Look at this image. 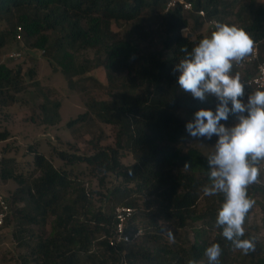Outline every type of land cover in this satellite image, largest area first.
Segmentation results:
<instances>
[{
	"label": "trees",
	"instance_id": "trees-1",
	"mask_svg": "<svg viewBox=\"0 0 264 264\" xmlns=\"http://www.w3.org/2000/svg\"><path fill=\"white\" fill-rule=\"evenodd\" d=\"M166 1L0 0V23L6 27L0 30V48L8 40L15 44L31 40L30 46L58 66L69 86L74 77L102 67L112 92L110 99L93 101L87 107L100 122L117 130L113 148L98 147L86 155L55 151L60 161L88 167L99 186L108 178L109 185L101 194L102 204L88 220L80 218L82 211L91 207L85 189L42 154L32 152V165L38 175L27 185L12 170L0 169L2 181L13 179L19 185L7 200L8 212L0 228L8 225L10 218L15 221L11 234L14 242L29 247L20 264H188L190 260L208 264L204 253L213 243L220 244L223 250L221 264L235 262L230 256L231 242L222 237V229L215 225L223 196L208 197L202 191L210 185L208 155L185 144L184 119L194 118L200 109L214 111L218 101L210 96L201 102L183 92L177 84L179 73L173 69L184 56L180 48L191 51L203 39H191L190 34L182 36L180 30L187 28L189 22L198 29L209 19L248 32L258 42V61L264 64L260 57V51H264V4L255 7L254 0H185L192 10L183 11L179 5L165 9ZM200 10L203 18L197 15ZM228 16L234 20L225 21ZM118 22L131 23L121 38L111 31V24ZM17 28L20 41L15 40ZM154 42L159 46L155 47ZM84 51L92 52L99 61L95 60L94 65L88 60L80 61L78 53ZM19 73V69L0 64V106L15 102V96L22 91ZM255 91L245 88V95ZM58 106L57 102L40 105L44 126L59 122ZM179 112L183 117H179ZM86 115L68 121L66 127L84 121ZM233 119L230 115L228 121L221 122L226 125ZM8 136L6 130H0V141ZM121 150L130 156L127 165L121 163ZM248 192L252 199L260 197L264 221L261 176ZM140 196L149 200L143 203L145 210L134 213ZM200 199L204 205L198 207ZM104 202L109 203L107 213L103 211ZM116 206L133 209L125 233L140 228V243L108 245ZM47 215L52 217L51 236L37 238L32 247L28 246L26 225H43ZM247 221L248 216L242 238L256 242ZM159 222L171 226L172 233L178 232L177 237H161ZM251 229L258 231L255 226ZM243 261L264 264L259 243L256 242L254 253L243 254Z\"/></svg>",
	"mask_w": 264,
	"mask_h": 264
},
{
	"label": "rangeland",
	"instance_id": "rangeland-1",
	"mask_svg": "<svg viewBox=\"0 0 264 264\" xmlns=\"http://www.w3.org/2000/svg\"><path fill=\"white\" fill-rule=\"evenodd\" d=\"M264 4V0H254V6ZM225 21H233L232 16H228ZM131 23H112L111 31L117 38L125 36ZM6 27L0 23V30ZM211 31L204 23L200 28L196 29L189 22L187 28L180 30L182 36L190 34V38L194 39L198 36L205 38L209 36ZM28 43H14L11 40L0 48V64L11 70L19 69L20 79L22 82V91L15 96V102L7 106H0V130H6L9 136L6 140L0 141V169L6 167L13 171L14 175H20L23 184H28L37 177L38 172L33 168V153L42 154L51 164L57 168L65 169L70 179H73L80 187H83L90 197L91 207L84 209L81 213V220H88L91 212L96 211L102 204L101 194L109 185L106 180L103 186H99L96 177L89 172V168L83 164H68L60 161L55 156V151H63L65 153H75L78 155H86L95 148H113L115 142L116 128L110 124L100 122L92 113H90L87 104L93 101H108L112 93L109 84L105 78L102 67L90 69L87 73L76 76L71 80L70 86L67 79L61 74L58 66L45 57L42 51L36 50ZM155 47L159 46L158 42H154ZM11 52L18 53L15 59L8 58ZM261 59H264V51H260ZM78 59L88 60L90 65L95 64V60L99 59L92 52L84 51L78 53ZM30 71V74H27ZM250 95V94H249ZM212 97V96H211ZM215 98V97H213ZM245 101L247 95L244 97ZM45 102H57L59 122L52 126L46 127L42 124L39 107ZM88 113L84 117V121L74 123L70 127H66L68 121L75 119L77 116ZM179 117H183V113L179 112ZM193 120L184 119V127L186 123ZM236 122L235 119L230 120L225 126L231 127ZM222 123V122H221ZM225 124V123H223ZM53 139V141H51ZM218 137L213 136L211 140H194L186 134L185 144L197 147L202 153L210 155L215 151L214 145ZM121 163L127 165L131 162L130 156L126 151L120 152ZM264 165V163H262ZM111 183H114L111 180ZM19 185L13 179L5 182L0 179V194L5 198L11 197L17 190ZM256 201L255 207L248 215L247 226L249 232L255 233L256 242L260 245V254L264 255V221L261 220V203L259 196L253 198ZM149 198L140 196L138 198V210L134 213L145 210L144 204ZM103 211L108 212L109 203L103 204ZM204 205L202 199L197 206ZM152 208V207H151ZM146 212V211H145ZM9 224L0 228V264H20V260L27 255L29 247L18 246L12 238L13 223L12 218ZM163 231L159 235L165 239H169L167 234L172 233L173 228L167 224L159 222ZM52 217L47 215L43 225L32 224L26 225L27 233H25V241L28 246L32 247L37 238L50 237L52 230ZM257 227L255 232L251 228ZM251 227V228H250ZM140 229V228H139ZM142 234V231L140 229ZM135 230L129 235L133 238L131 243L138 244L141 241L140 236L134 238ZM178 232L172 233L173 238L177 237ZM189 241H192L191 230L187 231ZM130 243V244H131ZM231 259H235L232 264H246L243 261V254L240 251L233 250L230 252Z\"/></svg>",
	"mask_w": 264,
	"mask_h": 264
},
{
	"label": "clouds",
	"instance_id": "clouds-1",
	"mask_svg": "<svg viewBox=\"0 0 264 264\" xmlns=\"http://www.w3.org/2000/svg\"><path fill=\"white\" fill-rule=\"evenodd\" d=\"M214 29L191 51L180 48L184 56L173 71L179 73L177 84L183 92L201 102L210 96L218 101L214 111H196L185 131L194 140L218 137L215 151L206 159L210 185L202 191L208 197L222 194L215 225L233 250L248 255L256 251V242L242 237L246 217L256 205L248 189L260 182V165L264 163V90L247 95L245 101V85L239 73L233 74L234 66L256 51L252 36L243 28L222 22H215ZM230 115L236 122L226 127L221 121H228ZM168 235L173 239L171 232ZM222 251L218 243L207 247L204 255L208 264H221ZM188 264L198 262L190 260Z\"/></svg>",
	"mask_w": 264,
	"mask_h": 264
},
{
	"label": "built area",
	"instance_id": "built-area-1",
	"mask_svg": "<svg viewBox=\"0 0 264 264\" xmlns=\"http://www.w3.org/2000/svg\"><path fill=\"white\" fill-rule=\"evenodd\" d=\"M179 5L183 11H191V4L185 0H167L165 4V9L172 8ZM197 15L204 17L203 11H198ZM214 19H209L205 21L206 26L212 32L215 24ZM19 28H17V33L15 34V40L20 41ZM264 38V35H263ZM258 46V42H256ZM19 55L18 53L11 52L7 55L8 58L15 59ZM239 73L241 77V82L245 85V88H250L253 90H263L264 89V64L258 61V48L256 47L255 53L246 58L241 64L234 66L233 74ZM261 167V177L264 182V165ZM8 212L7 198L0 194V226L3 223L4 217ZM133 214V209L128 207H118L113 209L114 225L112 233L108 238V245L115 246V244H130L132 237L129 233H125L126 223L129 221ZM140 229L135 230L134 238L140 236Z\"/></svg>",
	"mask_w": 264,
	"mask_h": 264
}]
</instances>
